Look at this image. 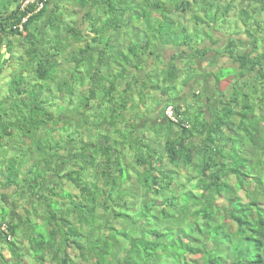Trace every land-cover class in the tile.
<instances>
[{
    "label": "trees",
    "instance_id": "16d2710c",
    "mask_svg": "<svg viewBox=\"0 0 264 264\" xmlns=\"http://www.w3.org/2000/svg\"><path fill=\"white\" fill-rule=\"evenodd\" d=\"M22 1L0 3V77L23 51L0 96V174L26 204L1 195L0 264H264V0ZM229 24L223 55L250 85L226 97L217 79L213 105L191 58L216 63L205 28Z\"/></svg>",
    "mask_w": 264,
    "mask_h": 264
},
{
    "label": "rangeland",
    "instance_id": "374dc122",
    "mask_svg": "<svg viewBox=\"0 0 264 264\" xmlns=\"http://www.w3.org/2000/svg\"><path fill=\"white\" fill-rule=\"evenodd\" d=\"M9 1V0H8ZM12 1L13 0H10V2L12 3ZM4 2V0H0V3H3ZM257 5H259L260 6V4L259 3H257ZM94 15V14H93ZM93 21H95L96 22V18H93ZM77 22V21H76ZM236 24V23H235ZM234 23H232V25H234V27L236 28V26L237 25H235ZM54 25V24H53ZM230 27V24L229 25H223V30H225V32H229V30H228V28ZM241 28V27H240ZM218 29L220 30V27H218ZM64 30V29H63ZM205 30L207 31V32H210L211 34H209V39L212 41V42H214L215 41V38L214 37H212V33H213V36H214V31L212 30V29H210V28H205ZM89 32H93V30L92 29H90L89 30ZM56 33L57 32H53V30H45V33H44V37H45V39L46 40H48V39H50L51 38V36H56ZM195 33V28H191V35L194 37L196 34H194ZM59 38H61V37H57V38H55V39H52V40H54V42H56L57 43V41L59 40ZM208 38H206V40H207V42L208 41H210ZM76 45H78V44H76ZM81 45H82V43H81ZM261 49V48H260ZM200 50H203V48H199V47H197L196 46V48H195V52H198V51H200ZM21 51H22V48L21 47H19V46H17L16 48H15V50H14V52H13V57H12V63H11V66H9V68L7 69V71L6 72H4L2 75H1V77H0V82L2 83V87L0 86V96H2V94L4 93V91H5V89H7V85H13V83H12V81H13V76H12V74H13V72L15 71V69L18 67V66H20V60H21ZM225 49H221V48H216V49H213V50H211L210 52V54L209 55H213V54H217V55H223L225 52ZM262 51L261 50H259L258 49V51H257V53L256 54H259V53H261ZM22 53H23V51H22ZM179 54V53H178ZM196 56L195 57H192L191 58V60L195 63L194 65H193V68H196V69H194V70H192V72L194 73V74H196L195 76H196V78H198V79H196V80H194L193 81V85H196V86H198L200 89H201V91L203 92V94H202V97H203V99L204 98H206L208 95H207V92L205 91V85H203V83H202V77H204V76H206V73H207V70H208V68L209 67H212L213 69L214 68H216L215 69V71H214V73H213V76H214V78H215V80L216 79H219V81H221L222 82V90H224L226 93L228 92V91H232L233 90V84L236 82V81H239L238 79H242L241 81V84H243V83H247L248 85H250V80H247L246 82H244V79H246V77H247V75L245 76V75H241V74H243L244 73V70L243 71H240V69H234V68H227V67H220L219 65H216L215 63H213L212 65H209L208 63L206 64V65H204V66H202V67H200V65L198 64L199 63V60H197V59H200L201 58V55L200 54H195ZM179 56V55H178ZM181 57H183V56H181ZM197 58V59H196ZM181 59H183L184 60V64L186 63V59L185 58H181ZM189 60H190V58H189ZM202 61V60H201ZM187 62H188V60H187ZM189 65V69H190V66H191V64H188ZM7 67V66H6ZM71 71H72V69H71ZM190 74V76L191 75H194V74ZM187 73H186V75H185V77L184 78H182V76H181V78L180 79H178L177 80V82L174 84V85H176L177 86V88L179 89V91L178 92H176V89H170L169 90V92H171L172 94L170 95L171 97L172 96H176L177 98L176 99H179L180 97H181V94L183 95V94H185V92H183L182 90H183V87H184V85H185V81H186V79H187ZM223 80V81H222ZM232 84V86H230ZM170 87V86H169ZM197 88V87H196ZM239 89V87H237L236 86V89ZM240 90L242 91V90H244V88L243 89H241L240 88ZM185 91V90H184ZM183 92V93H182ZM191 95V94H190ZM218 98V96L216 97V99ZM240 100H242V98L240 97ZM191 101H192V99H190L189 100V104H191ZM187 107V106H186ZM221 108H223V107H219V109H218V111L216 112V114H218V112L219 113H222L223 111L221 110ZM212 117V116H211ZM213 118V117H212ZM9 152H11L10 150H8ZM17 161H18V163H16V167L18 168V166H17V164L19 165V163L20 162H22V159L21 158H19L18 157V159H17ZM17 171H19V175H20V177H19V182H17L16 184H18L19 186H20V184H21V182L20 181H23V178H22V172L20 171V165H19V168L17 169ZM23 172H24V169H23ZM11 201L13 202H15V201H17V204H20V205H22V206H24L25 208H26V204L25 205H23V204H21L20 203V201L21 202H25L23 199H22V197L20 196V195H17L16 193H14L13 194V198H11ZM0 206H1V204H0ZM28 209H31V208H28ZM17 213H19L18 211H16ZM20 214V213H19ZM71 254H72V257L73 258H75V260L77 259V253H74V252H71ZM7 256H9L8 254H7ZM77 261V260H76ZM77 262H79V261H77Z\"/></svg>",
    "mask_w": 264,
    "mask_h": 264
},
{
    "label": "crops",
    "instance_id": "0c3cea01",
    "mask_svg": "<svg viewBox=\"0 0 264 264\" xmlns=\"http://www.w3.org/2000/svg\"><path fill=\"white\" fill-rule=\"evenodd\" d=\"M262 21H264V13L262 15H260V16H258V15H254L253 16L252 22H253L255 28H257L258 24H260ZM237 27H238V30H241L243 32V30L245 28V25H244L243 22H240L237 25ZM214 37L217 38V40L219 39L218 40L219 41V43H218L219 45L218 44L217 45H211L210 43H207L205 46L212 47V49H216V48L223 49L226 46V43L231 39L230 38L231 36L229 34H227L226 32L225 33H215L214 32ZM243 37H244V34L242 35L241 38H243ZM245 50L246 49H243L242 51H245ZM208 58H211L214 61L216 59V63L215 64L219 65L220 67L240 69V71H243V68H242L241 64L238 63V62H235L228 55L217 56V54H213V55H209ZM206 64L207 63L203 64V66L206 65ZM8 65H6V66H8ZM215 69L216 68L213 69L212 67H209L208 70H207L206 76L202 77V83H203V85H205V88H206L205 90H206L207 94L209 95V97L211 99L210 101L213 102L212 103L213 105L218 103L217 101L222 98V96L219 95V93L217 92V89H216V87H217V79L215 80V78L213 76V73H214ZM241 75H244V74H241ZM186 92H188V90H186ZM227 93L228 94L226 95V97H228L230 95L231 91H228ZM217 96H218V98L216 99ZM187 97H189V94H187L184 99H186ZM186 102L188 103L189 100H186ZM208 114H210V113L208 112Z\"/></svg>",
    "mask_w": 264,
    "mask_h": 264
},
{
    "label": "clouds",
    "instance_id": "9594fccd",
    "mask_svg": "<svg viewBox=\"0 0 264 264\" xmlns=\"http://www.w3.org/2000/svg\"><path fill=\"white\" fill-rule=\"evenodd\" d=\"M220 33H225V31L224 32H220ZM227 33V32H226ZM239 80V79H238ZM241 80V79H240ZM170 107H172V106H170ZM186 106L185 107H183V110H186ZM174 112H175V114L176 115H178L179 117H180V120H179V123H177V125L178 124H181L182 125V127H184V128H189L190 127V123L188 122V121H186L185 119H184V116L181 114V113H177L176 111H175V109H174ZM165 117H166V119H168L169 120V118L167 117V115H166V112H165ZM170 121V120H169ZM18 187L14 184L13 186H7L6 184H5V181H4V178H3V176H2V174H0V200H1V198H2V194H9L10 196H12L11 198H13V194L16 192V189H17ZM15 206L14 207H12V206H10V204H9V208H7V209H15V207H16V209H19V208H25V207H22L20 204H17V201H15ZM2 208V206H0V209ZM6 230V224H5V226L4 227H2L1 228V230L3 231V230Z\"/></svg>",
    "mask_w": 264,
    "mask_h": 264
},
{
    "label": "built area",
    "instance_id": "2783aa9c",
    "mask_svg": "<svg viewBox=\"0 0 264 264\" xmlns=\"http://www.w3.org/2000/svg\"><path fill=\"white\" fill-rule=\"evenodd\" d=\"M45 1L46 0H23L22 6L26 7L30 4H35V5L39 6V8H38V10H39L43 7ZM25 21H26V19L23 22H25ZM166 115L172 123H174V124L179 123L180 117L175 114L173 107H169L167 109Z\"/></svg>",
    "mask_w": 264,
    "mask_h": 264
}]
</instances>
